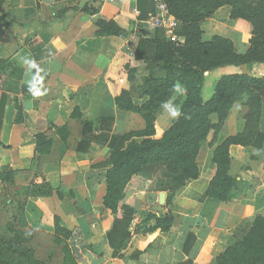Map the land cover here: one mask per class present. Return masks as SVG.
Wrapping results in <instances>:
<instances>
[{
	"label": "crops",
	"instance_id": "0c3cea01",
	"mask_svg": "<svg viewBox=\"0 0 264 264\" xmlns=\"http://www.w3.org/2000/svg\"><path fill=\"white\" fill-rule=\"evenodd\" d=\"M228 10L220 7L201 22V39L223 36L233 41L238 53H243L249 47L251 25L246 20L230 18ZM95 18L113 20L125 33L99 35ZM155 33L147 21L139 19L137 0H4L1 6L0 58L8 59L22 72L19 79L12 78L6 90L0 89V103L6 94L0 116V166L15 172L9 190L49 183L63 193V199L54 198L51 213L59 215L65 227L80 228L85 243L91 246L82 264H178L188 259L193 264H212L218 254L248 232L256 215L264 216V146L255 159L250 158L254 148L230 146V173L241 179L242 189L233 199L219 201L203 197L215 170L213 148L203 141L196 158L198 178L179 189L168 208L161 207L160 192L144 191L136 196L132 231L136 227L144 229L147 211H171L174 216L171 229L133 233L126 257H111L106 238L111 217L102 205L107 146L112 135L140 130L145 124L138 113L121 110L115 104L106 70L120 49L133 52L138 38H153ZM35 36L41 41L39 59L25 45L26 40ZM131 64L136 67L137 86L148 73V67L141 60H133ZM154 65L156 72L162 74L158 65ZM253 67L264 71L262 63L250 67L228 65L208 71L202 98L207 100L213 94L222 75L252 74ZM131 92L135 104L147 99L134 90ZM176 94L157 115L158 136L176 118L171 107ZM76 108L80 118L73 117ZM19 109L22 121L16 123ZM244 111L238 103L233 106L218 134V142L243 129ZM211 119L215 122L216 116L211 115ZM64 124L68 129L65 141L52 127ZM260 130L264 132V99ZM39 133L52 138L53 146L49 154L35 156V137ZM40 199L37 197V201ZM68 200H77L83 206L80 209L69 208V204L63 206L62 202ZM152 206L154 210L150 209ZM189 232L195 234L196 240L190 254H186L183 246ZM51 237L54 246L60 247L56 255L61 260V246L53 242V232ZM136 251H141L138 258H131Z\"/></svg>",
	"mask_w": 264,
	"mask_h": 264
},
{
	"label": "trees",
	"instance_id": "16d2710c",
	"mask_svg": "<svg viewBox=\"0 0 264 264\" xmlns=\"http://www.w3.org/2000/svg\"><path fill=\"white\" fill-rule=\"evenodd\" d=\"M163 1L179 22L177 33L184 37L183 43L176 45L165 37L162 30L155 28L153 38H138L133 52L127 48L120 49L106 70V81L115 104L121 110L138 113L145 124L143 129L112 135L107 146L109 153L104 165L108 168L102 205L111 217L106 238L113 258L126 257L133 233L167 232L171 229L174 219L171 211H147L144 229L136 227L132 231L136 196L144 191L165 192V202L161 207L168 208L177 198V191L198 178L196 158L203 141H208L213 148L212 161L215 164L203 197L219 201L233 199L242 189L241 179L230 173V146L254 148L251 159H255L256 153L264 146V132L260 130L264 76L249 73L222 75L214 85L213 94L207 100L202 98L208 71L228 65L250 67L256 63L264 64V0ZM3 2L0 0V11ZM220 7L229 9L230 18L250 23L249 47L245 52L238 53L233 41L223 36L215 35L211 40L202 41L201 22ZM137 8L139 19L147 21L155 11L154 0H137ZM94 23L98 26L96 33L99 35L125 33L113 20L95 18ZM25 45L32 49L35 59L40 58L41 41L37 36L26 40ZM133 60H141L148 67V73L141 77L137 86L134 85L137 80L136 67L131 64ZM154 63L162 74L156 72ZM21 72L8 59L0 58V89L6 90L12 78L21 77ZM132 90L147 99L140 105L135 104ZM175 94L171 107L180 114L158 136L157 115ZM5 98L6 94H3L0 116L4 111ZM236 103L245 110L244 127L218 142V134ZM76 109L73 117L80 118L81 114ZM213 114L215 122L211 119ZM14 121H22L21 109ZM52 127L63 141L67 139L66 124ZM136 137L140 140H135ZM52 146V138L44 133L37 134L35 156L49 154ZM150 169L157 170L154 176L149 173ZM14 176L12 169L0 166V182L4 187L14 184ZM18 194H23L25 199L17 200L15 213L6 222L10 236L0 239V264H46L36 257L35 249L29 244L34 232L27 229L26 199L55 195L61 200L64 195L49 183L23 186ZM11 202L9 200L8 203ZM52 232L53 242L61 246V264H82L91 246L85 243L80 228L69 229L62 225L59 215H54ZM195 240V234L189 232L183 246L186 254H190ZM140 253L136 251L130 257L137 259ZM178 264L193 263L188 259ZM212 264H264V216L256 215L248 232L218 254Z\"/></svg>",
	"mask_w": 264,
	"mask_h": 264
},
{
	"label": "rangeland",
	"instance_id": "374dc122",
	"mask_svg": "<svg viewBox=\"0 0 264 264\" xmlns=\"http://www.w3.org/2000/svg\"><path fill=\"white\" fill-rule=\"evenodd\" d=\"M156 172L157 170L155 169L149 170V173L152 176H154ZM252 179L254 180V177H252ZM18 191L20 190H9L8 187H4V185L0 182V239H6L10 236V232H8L6 229V222H8L10 219L11 214L15 213V204L17 200L25 199L23 194H18ZM55 197V195L52 197V199L49 197H43L44 199L40 197L41 199L39 201H37V197H30V200L26 199L25 206V211L28 212L26 214V219L28 222L27 229L34 232L33 239L29 244L35 249L36 257L46 264H61L60 258L56 255V251H58L60 247L54 246L51 237V228L53 222V215L51 212L55 208L54 202L57 199V197L54 199ZM9 200H12V202L8 203ZM34 201L36 202L34 203ZM6 202L9 205H7ZM66 204L70 205L69 208L75 207L74 209H80V207L83 206L80 205L77 200L74 202L70 200L67 202H62L63 206ZM38 208H40V210ZM150 209L154 210V207L152 206ZM73 212L68 213L72 214ZM54 248H56V250H54Z\"/></svg>",
	"mask_w": 264,
	"mask_h": 264
},
{
	"label": "built area",
	"instance_id": "2783aa9c",
	"mask_svg": "<svg viewBox=\"0 0 264 264\" xmlns=\"http://www.w3.org/2000/svg\"><path fill=\"white\" fill-rule=\"evenodd\" d=\"M113 1V0H109ZM154 13L147 20V22L155 29L158 28L163 31L165 37L174 42L176 45H180L184 41V37L177 33V28L179 26L178 20L170 14L167 6L163 0H154ZM260 64V63H256ZM252 75L260 77L264 76V71L253 67Z\"/></svg>",
	"mask_w": 264,
	"mask_h": 264
},
{
	"label": "water",
	"instance_id": "95a60500",
	"mask_svg": "<svg viewBox=\"0 0 264 264\" xmlns=\"http://www.w3.org/2000/svg\"><path fill=\"white\" fill-rule=\"evenodd\" d=\"M165 201V192H160L159 194V203L163 204Z\"/></svg>",
	"mask_w": 264,
	"mask_h": 264
},
{
	"label": "clouds",
	"instance_id": "9594fccd",
	"mask_svg": "<svg viewBox=\"0 0 264 264\" xmlns=\"http://www.w3.org/2000/svg\"><path fill=\"white\" fill-rule=\"evenodd\" d=\"M35 95H39V93H35ZM179 114H180V113H179L178 110H175V109H174V110L172 111V115H173V116H178Z\"/></svg>",
	"mask_w": 264,
	"mask_h": 264
}]
</instances>
